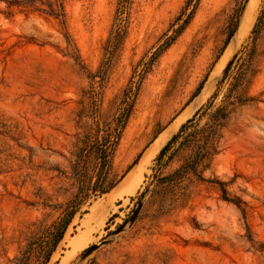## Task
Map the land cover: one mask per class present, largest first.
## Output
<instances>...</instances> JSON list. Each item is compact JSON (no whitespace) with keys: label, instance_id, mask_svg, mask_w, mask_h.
<instances>
[{"label":"rangeland","instance_id":"1","mask_svg":"<svg viewBox=\"0 0 264 264\" xmlns=\"http://www.w3.org/2000/svg\"><path fill=\"white\" fill-rule=\"evenodd\" d=\"M0 264H264V0H0Z\"/></svg>","mask_w":264,"mask_h":264},{"label":"bare ground","instance_id":"2","mask_svg":"<svg viewBox=\"0 0 264 264\" xmlns=\"http://www.w3.org/2000/svg\"><path fill=\"white\" fill-rule=\"evenodd\" d=\"M253 5L252 4H249V7H248V9H247V11H246V13H245V15H244V17H243V20H242V22H241V24H240V28H239V30H238V32H237V35H240V34H242L244 31H246L247 29H249L250 28V26H251V24L253 23ZM255 12V11H254ZM255 16V15H254ZM228 51L229 50H227V52H226V54H228ZM221 63H222V61H221ZM218 71H219V68H217L215 71H214V73H213V75H215L216 73H218ZM212 75V76H213ZM166 137V133L165 134H163V135H161L154 143H153V145L151 146V148H149L148 149V151H147V153H146V157L148 156V155H150L152 152H154V150L156 149V147L159 145V144H161L162 143V141H163V139Z\"/></svg>","mask_w":264,"mask_h":264},{"label":"trees","instance_id":"3","mask_svg":"<svg viewBox=\"0 0 264 264\" xmlns=\"http://www.w3.org/2000/svg\"><path fill=\"white\" fill-rule=\"evenodd\" d=\"M185 23H186V22H185ZM171 39H173V38H171ZM171 39H170L166 44H164V45L162 46V48H164L165 46L169 45ZM229 39H230V38H229ZM227 42H228V41H227ZM231 64H232V61H231L230 64L228 65V67H227V71L230 69ZM201 87H202V85H201L199 88H201ZM169 143H170V142H169ZM169 143L166 144V145L164 146V148L162 149V152L165 151V149L168 147ZM104 191H107V190H104ZM72 213H73V212H72ZM71 219H72V214L69 216L68 219H64V220L61 221V223H60V225L58 226L57 231H56V238H55V240H54L53 249L56 248V246L58 245V243H59V242L61 241V239L63 238V236H64V234H65V231H66V229H67V227H68V225H69ZM53 249H52V250H53Z\"/></svg>","mask_w":264,"mask_h":264},{"label":"water","instance_id":"4","mask_svg":"<svg viewBox=\"0 0 264 264\" xmlns=\"http://www.w3.org/2000/svg\"><path fill=\"white\" fill-rule=\"evenodd\" d=\"M228 67V66H227ZM141 208V205L138 207V209L135 211V213L133 214V217H132V222L135 220V218L137 217L138 213H139V210ZM96 246H92L91 247V250L94 249Z\"/></svg>","mask_w":264,"mask_h":264}]
</instances>
